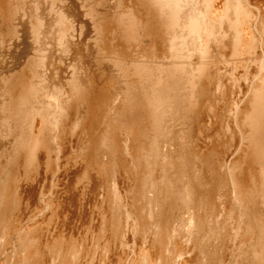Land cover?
Returning <instances> with one entry per match:
<instances>
[{
    "label": "bare ground",
    "instance_id": "6f19581e",
    "mask_svg": "<svg viewBox=\"0 0 264 264\" xmlns=\"http://www.w3.org/2000/svg\"><path fill=\"white\" fill-rule=\"evenodd\" d=\"M46 1L49 5L45 10L52 15L47 31L54 35L57 45L67 49L73 24L64 7H55L58 0ZM106 1L95 3L103 5ZM116 1L120 8L113 15L106 14L107 8L91 7L90 13L97 48L106 49L113 64L121 68V88L108 86L98 96L95 81L85 80L82 66L73 62L64 87L58 82L50 93L44 87L49 81L46 67L56 62L45 56L29 60L27 72L23 68L3 77L0 123L6 128L10 146L0 149V264H36L41 258L46 262L49 254L55 263L57 257L62 263L66 253L74 259L79 257L76 244L50 227V221L49 227L39 226L44 208L54 205L50 203L54 199L49 201L47 195L45 200L41 190L37 199L42 206L37 203L33 207L35 180L32 187L20 186L15 174L19 166L35 168L39 178L51 173L59 179L67 174L62 157L70 146L66 140V121L70 120L88 134L79 155L85 168L94 169L99 177L92 181L91 190L110 178L113 181L120 168L127 172L124 180L130 202H125L126 196L122 199L114 181L111 196L106 193L109 202L111 199L107 214L100 222L109 226L110 236L121 246L125 242L122 223L131 220L141 244L136 246L138 255L135 259L132 256L130 264H176L177 256L183 260L184 253L188 257L184 254L182 264H264V0ZM40 2L0 0V29L5 25L14 32L13 22L27 15L29 5L28 22L38 35L45 24L37 9ZM109 32L123 42L110 41ZM42 47L40 44L38 50ZM241 67L243 72L236 75ZM232 81L235 85L230 86ZM43 87L47 92L39 95ZM51 96L53 100H49ZM36 115L41 120L34 126ZM223 117L233 124L230 139L221 141L215 134L220 147L213 144L209 148V139H205L203 146L209 149L198 148V133H205L208 122L214 124V119L218 125ZM98 121L103 131L90 134L89 126H96ZM178 121L185 124L183 131H171V125ZM118 129L126 134L122 145L118 143ZM200 135L204 136L202 132ZM220 152L226 158H220ZM124 154L129 155L124 157L126 162ZM146 232L149 235L145 239ZM226 241L231 244L227 254L223 251ZM12 243L19 245L17 250L12 249ZM124 261L118 256L119 264Z\"/></svg>",
    "mask_w": 264,
    "mask_h": 264
},
{
    "label": "rangeland",
    "instance_id": "374dc122",
    "mask_svg": "<svg viewBox=\"0 0 264 264\" xmlns=\"http://www.w3.org/2000/svg\"><path fill=\"white\" fill-rule=\"evenodd\" d=\"M116 2H117L116 0H107L106 2L103 3V5L102 4H99L98 5V4L95 3V0H58L56 2V4H55V7L56 6H58L59 8L60 7L61 8L64 7L66 13L69 16V20H71V22L73 24V27H74V28H72L73 32H71V34L69 36V41H70L69 43L70 44H69V47L67 49H66V47H65V49L64 48L62 49L61 46L57 45L56 44V41H55V39L53 37L54 35H52V33H50V32L47 31L48 21H50V19L52 18V15L51 14H48L47 11H46L48 9V8L46 9V7H48V5H49V2H47L46 0H41V2L39 3V8H37L39 10V12L44 16V20H45V24H44L45 26L43 25V28L44 29L43 28L41 29V32H40L41 34L39 33L37 35L36 33H34V31L32 30V28H30L31 27V23L28 22L29 21L28 12L30 11L29 5L26 6L28 8L27 15H25V16L21 15L20 18H16L15 21L13 22L14 25H15V31L14 32H9L8 30H6L5 25H3L2 26L3 28L0 29L2 31V32H0V40L3 38L0 41V93H1L0 94V102H1V99L3 98V93L1 92L2 89H3V84H4L3 77L5 75L10 74V73H13V72L14 73L20 72L23 68L27 72L28 69H27L26 65L29 62V60H31L34 56H45V57L49 58L48 60L51 59L54 62H56V64H57V65L55 63L53 65L51 64V66H52L53 69L51 68V66H49L50 68L49 67H46L48 69L45 68L46 71H47V75L49 74L48 77H47V79L49 78L48 79L49 81L47 83L48 85L46 84L47 86L45 85L44 87L47 88L49 90L48 92H50V93H52L51 91H54L55 90V86L59 84L58 82H60V84H62V85L65 84V81L67 80V77L70 74V71H72V66H70V64L73 63V62H74V65H79L80 64V66H82L81 67V71H82V73H84L83 74V77L85 78V80L88 79V81L90 82L91 81V78H92V81L91 82H94L95 81L94 84H96V85L93 88H94L95 93L98 94V96L99 95H102V90L103 89L110 88L108 86H111V85L114 86L116 84L115 86L118 85V87H119L121 84H123L122 81H123L124 76L121 74L122 73L121 72V68H118L119 66L118 65H114L115 62L113 60H110L111 59L109 57L110 53L107 52V51L105 52L106 49L105 50L102 49V48L98 49L97 48V45L95 44V40L94 39H95V35H96V30L94 28L93 19L91 17V13H90L91 7L92 8H98V9L107 8V9H105L106 14L107 15H113V14H115L114 11L118 12V10H116V9L120 8L119 5ZM126 3L129 4L130 1L129 0H126ZM32 10L33 9H31V11ZM110 23L113 24L114 22H110ZM107 35H108V39H111L110 41H112L113 43H116V42L118 43V41L119 42H123L120 38L114 37L113 33H110L109 32ZM111 36H112V38H111ZM115 38H116V40H112V39H115ZM36 39H37V41H36ZM40 44L43 46L42 47L43 50H38ZM64 45H65V43H64ZM102 46L104 47L105 45H102ZM51 48L54 51L50 50ZM101 49H102V51H101ZM80 53L81 54L83 53V54L81 55ZM61 59H63V60H61ZM83 59H84V64H82L83 63L82 62ZM58 60H59V63H57ZM111 62H112V64H111ZM112 65L117 66V67L114 68ZM83 67L84 68L86 67L85 68L86 70ZM241 68L235 72L236 75H237V72H239V73L243 72V68L242 69ZM50 78H52L53 81ZM54 79H56V80H54ZM111 81H112V83H111ZM240 81H242V79ZM54 83H56V84H54ZM231 85H235L233 83V81L230 83V86ZM1 86H2V88H1ZM44 87H43L44 90L43 89H40L41 93H39V95L42 94V92H44V91L47 92V89L45 90ZM63 87H64V85H63ZM119 88H121V87H119ZM118 94H119V92H118ZM48 98H46V100ZM50 99L53 100V97L51 96V98H49V100ZM37 104L38 103L36 102V105ZM226 117L221 118V121L219 122L218 125H216L215 119H214V124H212V123L210 124V122H208L209 124L206 127L207 130H205V133H207V134H205L204 131H200V133H198L199 137H197L198 140L197 139L196 140H197V142H200V140L202 142V143L201 142L198 143V145H197L198 148L200 146V149L201 150L204 149L203 151H206L207 149L212 148L211 145H213V144L215 146V147L213 146L214 148H218L219 142H221L222 140H226V139L229 140L230 139L229 131H231V128H232L233 124H232L231 119L226 118ZM40 120H41L40 119V115H36V117H34V120H33L34 124H36L34 126H37L38 123L40 122ZM71 121L72 120H70L68 122L66 121V124H67V126H66L67 127L66 128V135H67L66 136V140L69 142V145L70 146H69V149L66 152V154L62 157V161H63L62 163L65 162L64 167L66 166L65 169L67 170L66 171L67 174H64L62 176L63 178L61 177L63 180L60 177L58 179L57 176H52L51 173H48V175H46V177L43 175L44 176L43 178H39L38 171H36V169L33 168V167H31V166H28L26 168H23L22 166H19V167H17L15 169V174H16V177H17L16 180L19 182L18 183L16 181L18 185L21 183L20 186H24V185L31 186L32 185V182H34V180H35V182L32 185V186H34L33 188H34V191H35V194H33L34 195V202L32 204L33 207H36L37 206V203L40 205V208L42 206V203H40V199H37L38 198V195L41 193V190L44 192L43 193V195H44L43 198H45V200H47V195L49 197L48 198L49 201H50V198H52V199L55 200V202H54V200L50 201V203H55L54 205L53 204H50L48 206L45 205L46 206V209L44 208L45 206H43V208H44V215L45 216H43V219L41 220V222L39 221V223H40V224L38 223L39 226L40 227L43 226V228H45V227L48 226L47 223H49V221H50L49 226L51 224L50 227H53L54 229H57V231L55 230L57 233H59V234L62 233L61 236L62 235H65V236H62V237H65L67 240H68V238H70L69 241L71 240L73 243H75L76 246L79 248V251L81 253V254L78 253L79 254V257L77 255L75 259L69 253H66L65 254V257L63 259V261L65 262V258H66V262L65 263L63 261H62V263H60L61 260H60L59 257L55 258L59 262L58 261H56V263L53 262L52 261L53 260V257L51 258L50 254H49L50 259H48L45 262L43 260V258H41L40 259L41 262H36V264H43V263L44 264H46V263H48V264H53V263L54 264H57V263L58 264H69V262H71L72 264H85V263L86 264H94L95 262H96L95 264H116V263L119 264L118 263V256H119V258H121V256H122V259H125V261H124L125 264H128V263L130 264V262L132 261V259L133 258L135 259V257H137V255H138L137 252H136L137 251V247L136 246H138V245L141 244V241H139L140 238H138L140 236V234L139 233H133V227L131 226V220L129 219L126 222L127 225L124 224V223H122V227H123L122 229L125 228V230L122 231V235H123L122 236V240L123 241L125 240V242L123 244H121V246H120V244L118 245L119 242L114 241V239L110 236L109 226L105 222H103V223L100 222L101 219H102V216H105L104 214H107V210H108V206L107 205L111 202V199H110V202L108 201L109 195L111 196V194H109V192L111 190L110 184L112 185V184H114L116 182L115 183V186H116L117 192H119V194L121 195V197H122L123 200H125L127 198L125 200V202H127V201L130 202L131 197H127L129 195V193H128V191H126L127 190L126 186L128 185V183L126 182L127 183L126 184L125 183V180H124V178H125L126 181H127V178H126L127 172H126V170H125V172H123V170H124L123 168L124 167H122V168H120V170H122V169L123 170L122 171H120V170L118 171V173L116 174V178L115 179L113 178V181H112V178H110L111 175L108 176L110 178V180H108V183L107 182L105 184L103 183V186H100V187H102L101 189H103L102 191H101V189L99 187V184L96 187V190H95L96 192L93 189L91 190V188H92L91 186L93 185L94 180H95V182H97V180H99V177L96 174V172L94 173V169H92V168H85V166H84L85 162H84V160H82V158L79 155L80 148L82 147L81 145H84V143H85L84 142L85 141L84 139L88 136V134H85L87 132L83 133L82 132L83 130L80 129L81 128L80 126H79V128H78V125H77V127H75V125L73 126L74 123L72 124ZM166 122H168V120ZM98 123L100 124L99 121L97 122V124ZM97 124H96L97 127L94 126L95 124L92 125V126H89L88 131L91 132V133L89 132L90 134L94 133L95 131L98 132V131H101L102 130V128H99V124L98 125ZM182 125H185V124L184 123H180L179 121L176 122L174 125H171V131H175V132H177V131H179V132L180 131H183L182 130ZM212 125H214V126L212 127ZM215 127L218 130H214ZM212 128H213L214 131L212 130ZM67 130H69V131L67 132ZM5 131H6L5 126L0 123V149H6V148H8L10 146V140H9L8 137H6ZM192 131H196V130L194 128H192ZM201 132H202V134L204 136L200 135ZM82 133H83L84 136H82ZM212 133H213V135H212ZM220 133H221V135H220ZM215 134L218 135V136H220L221 138H219ZM125 136H126L125 131L123 132V130L118 129V143H119V145L120 144L122 145V141H124ZM68 137H70V138H68ZM201 137H203L204 139L201 138ZM216 137L219 138V139H221V141L219 139H216ZM205 139H206V141L209 139L206 142L207 143L206 145L207 146H211V147L207 148L206 146H203V144L205 145V142H204ZM197 142H196V144H197ZM77 146H78L79 149H77ZM121 147H123V146H121ZM172 147H173V144H172ZM231 148L232 147L230 146V149L229 150H231ZM232 150H233V148H232ZM232 150H231L230 153H233ZM69 151H70V154H69ZM221 152L219 153L218 156L220 158H224L225 156ZM124 157L126 159H128L129 155L128 154L127 155L124 154V156H123V161L125 160V162H126L127 160ZM52 163H53L52 165H53V168H54L55 161L53 160ZM245 165H246V163L244 164V166ZM69 167H70V169H69ZM86 173H87V175H86ZM95 174H96V177H95ZM122 174H123V176H121ZM49 175L51 177H53V178H51V179H53V181L49 178L50 177ZM85 175H86V177H85ZM26 176H28L29 178L26 177ZM47 178H49V179H47ZM55 178L58 179L57 182H56V179ZM118 178L122 182L119 181ZM18 179H20V180H18ZM41 179H42V181H41ZM27 180L28 181L30 180L29 182L31 184ZM44 180H50L49 182L50 183L52 182V183L50 184L48 181H45V183H44ZM59 180H61V181H59ZM25 183H28V184H25ZM84 183L86 184V186H85ZM121 183H123L124 185H122ZM37 184L39 185V187L42 186V189H41V187L37 189V187H38ZM44 184H45V186H44ZM46 184L47 185L49 184L48 186H50V185L51 186L48 187V186H46ZM52 185L53 186L56 185L54 187V189H53V186ZM123 186L126 189L125 188L123 189ZM46 187H48L49 189H47ZM43 188L44 189L46 188V189L44 190ZM80 189H82L83 191L80 190ZM119 189H120V191H119ZM124 190H125V194H124ZM103 191H104V193H103ZM107 191H108V194L109 195L106 197ZM45 192H47L46 195H45ZM51 192H54V193L56 192V193L55 194L54 193L51 194ZM60 194H61V197L59 196ZM73 194H74V196H73ZM101 194H102V196H100ZM62 195H63V197L65 196V199L62 197ZM124 196H126V198H124ZM91 198H92V200H91ZM63 200H66L67 202L66 201H63ZM59 202L62 203V204H60ZM63 202L65 204H63ZM100 203H102V204H100ZM60 206H62V207H60ZM63 206H64V208H63ZM98 207H99V209H98ZM106 207H107V209H106ZM62 208H63V210H62ZM53 209H55V210L52 211L53 212L52 213L51 210H53ZM64 209H66V210L64 211ZM61 210H62L63 213L64 212H67V213L66 214L65 213L63 214L61 212ZM49 212H51L52 215H51V213L49 215ZM117 213H118V210H117ZM60 214H63V215H60ZM65 215H66V218H65ZM49 216H51V219L50 218L48 219ZM117 218H118V216H117ZM54 222H56V223H54ZM55 224H56V226H55ZM92 229H93V231H92ZM127 230L129 232L131 231V233H129ZM90 232H93V233H90ZM99 232H100V235H99ZM146 234H147V236L144 235V238L145 237L148 238L149 233L146 232ZM71 236L74 238V240L72 239ZM94 237L96 238V240H95ZM83 240H84L85 243L82 242ZM100 240H102V241H100ZM91 241H92L93 244L91 243ZM178 241H180V239H178ZM116 242H117V244H116ZM131 242H134L135 244H133ZM9 243H7V251H8L7 254L8 255L11 252V251H9V250H11V246H9V245H11V242H9ZM227 243H228V245H227ZM13 245H15V246H13ZM115 245H117V247ZM133 245H135V246H133ZM230 245H231L230 244V241H226L225 247L223 248V251L226 254L229 253V251H230V250H228L229 247H230ZM91 246L94 247V248H91ZM17 247H19V245L17 246V244H13L12 243V249L13 250H17L18 249ZM226 247H227L226 250H228V252H226L224 250ZM88 248H90V249H88ZM184 254L183 255L180 254L182 256V259L183 260H184L185 257L186 258L188 257L186 254H185V257H184ZM82 255H83V257H82ZM103 256L105 258H103ZM132 256H134V257L132 258ZM70 257L72 259H70ZM177 257H178L177 258L178 261L177 260L176 261L177 262H180V264H182L181 262H183V260L180 259L179 255ZM1 259H2V257H0V260ZM55 259H54V261H55ZM67 259L69 260V262H68ZM51 262H53V263H51ZM177 262H176V264H179ZM32 263H33V261L30 262V264H32Z\"/></svg>",
    "mask_w": 264,
    "mask_h": 264
}]
</instances>
